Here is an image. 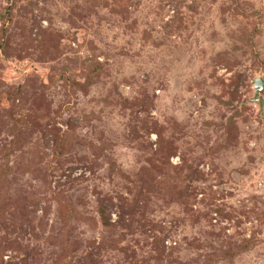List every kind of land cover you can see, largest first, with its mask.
I'll list each match as a JSON object with an SVG mask.
<instances>
[{"label": "rangeland", "instance_id": "1", "mask_svg": "<svg viewBox=\"0 0 264 264\" xmlns=\"http://www.w3.org/2000/svg\"><path fill=\"white\" fill-rule=\"evenodd\" d=\"M264 0H0V264H264Z\"/></svg>", "mask_w": 264, "mask_h": 264}, {"label": "water", "instance_id": "2", "mask_svg": "<svg viewBox=\"0 0 264 264\" xmlns=\"http://www.w3.org/2000/svg\"><path fill=\"white\" fill-rule=\"evenodd\" d=\"M263 81L262 79H257L256 82H255V87L256 89L259 91L261 88H263Z\"/></svg>", "mask_w": 264, "mask_h": 264}]
</instances>
